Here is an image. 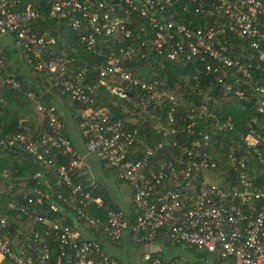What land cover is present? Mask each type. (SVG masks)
<instances>
[{
    "label": "built area",
    "instance_id": "built-area-1",
    "mask_svg": "<svg viewBox=\"0 0 264 264\" xmlns=\"http://www.w3.org/2000/svg\"><path fill=\"white\" fill-rule=\"evenodd\" d=\"M47 1L50 16L66 20L87 51L103 56L102 63L91 65L101 79L116 74L121 81L137 89L138 99L133 103L144 114L149 115V109L167 106L163 114L152 115L158 122H147L163 137L152 142L143 140L137 130L125 128L123 119L113 118L109 107H94L95 85L85 81L86 68L70 76L59 75L68 60L64 53H53L56 37H45L30 29V21L39 16L38 10L26 5L25 10L20 11V0H0V35L14 32L22 43V51L29 54L27 60L32 63V69L47 70L53 81L51 87L80 104L77 118L86 149L105 161L115 177L129 187L131 196L128 210L117 207L107 209L105 218L89 216L85 208L93 205L100 208L104 204L82 182L73 179L85 162L65 135L64 123L56 115L55 107L37 104V110L48 116L49 132L42 133L37 143L24 142L23 135H14L0 139V144L24 143L35 162L49 165L54 161L55 151L72 155L68 167L56 168V195L61 198L67 189L74 199L71 205L74 213L99 229L102 236H92L74 218L73 225L60 226L57 221L35 213L31 207L35 200L40 203L47 192L32 188L39 198L24 194L22 202L8 201L7 209L31 217L36 227L25 228L15 218H12L14 223H10L8 211L0 206V264H123L106 252V242L131 245L135 255L136 250L145 246L135 264H190L182 256L164 259L153 249L156 244L203 249L211 256L213 264H264V179L252 176L253 169L248 165L250 157L240 152V148L230 149L224 171L220 170L223 161L214 159L212 150L223 149V146L216 147L208 130L201 127L211 120V129L214 126L230 129L231 121L221 119L211 104L212 95L205 93L199 104L190 106L184 116L179 115L182 121L179 123L175 118L176 109L188 106L180 100L182 96L174 90H160L157 79H140L128 71L125 61L126 56L134 52L133 45L118 49L110 45L117 34L132 38L128 20L135 11L148 19L152 30L146 34L148 30L140 27L144 33L141 46L168 59L198 57L204 62L205 75L220 86L224 96L234 95L246 102L255 98L256 111L264 117V85L251 77V67L259 69V60L251 54L252 61L243 63L241 58L231 54L233 46H226L225 38L226 33L240 35L258 58L263 59L264 0H218L212 5H196L197 12L225 16L223 24L205 28L191 27L179 20H158L159 12L169 9H166L169 0ZM187 9L184 5L183 10ZM140 38L141 35H137L136 39ZM3 55L0 46V76L16 88L20 85L19 79L12 73L4 75ZM195 71L199 73V68ZM198 78L199 75H195L197 82ZM230 78L234 79L230 81ZM240 79L249 81L251 90L243 89ZM196 86L199 87V82ZM108 89L118 98L126 96L125 89L119 85L108 86ZM26 95L34 96V92L28 89ZM168 99L177 108L168 106ZM263 141L264 138L250 127L243 143L245 150L250 149V155L258 158L264 169V155L259 147ZM207 173L219 176L220 183L207 181ZM43 176L38 169L33 174L34 178ZM89 184L96 185L91 180ZM12 187L11 184L4 190L0 188V195L4 191L11 192ZM49 208L51 211L59 209L54 202Z\"/></svg>",
    "mask_w": 264,
    "mask_h": 264
},
{
    "label": "trees",
    "instance_id": "trees-1",
    "mask_svg": "<svg viewBox=\"0 0 264 264\" xmlns=\"http://www.w3.org/2000/svg\"><path fill=\"white\" fill-rule=\"evenodd\" d=\"M164 2L165 0H161ZM218 0H169V4H166V9L159 12L158 20L164 22L165 20H179L183 24L191 27H208L217 23L223 24L225 22V16L223 14L211 15L195 11V6L199 4L212 5ZM30 5L39 12V16L30 21L29 27L31 30L42 34L45 37L54 36L57 39V45L53 49L54 54L64 53L67 58L65 64V70L59 72V75L70 76L74 71L80 68H86V82L95 85V94L93 106H107L110 108L113 118H121L125 123V128L128 130H137L139 136L143 140L149 142L161 140L162 134L156 133L153 127L147 124L149 116L145 115L137 106H134V100L138 99L139 92L137 89L128 85L126 82L116 75H109L105 79H101L98 76L96 68H91V65L97 66L103 61V56L89 52L85 49L84 45L76 37V33L71 27L67 26L66 20L57 19L49 15L50 4L47 0H20L19 10L24 11L25 6ZM187 5V11L183 10V6ZM173 6V7H172ZM123 14V13H122ZM224 21V22H223ZM129 28L132 30V38H125L121 34H117L112 38L110 44L113 49L118 47L126 48L128 44L134 46L135 50L126 56V67L130 73L137 76L140 79H157L159 83V89L167 92L174 90L177 95L182 96L181 101L188 103L187 107H179L176 109L175 118L178 119L179 115L188 110L190 106L199 104L203 99L205 93L212 95L211 104L217 109L218 115L222 120H230L232 128H218L211 129V120H207L206 124H202L210 133L213 144L217 147L223 146V149L212 150L214 159L222 160L220 170L224 168V161L227 153L230 149L240 148L239 151L250 157L249 166L250 170L253 169L252 176L258 180L264 179V169L261 166V161L251 156V150L244 147V137L248 133L250 127L258 132L264 138V117L256 111L255 98L249 99V102L241 100L237 96L227 95L224 96L219 85H217L210 76L205 75L203 70V63L198 57L192 59L175 58L168 59L164 54H158L157 52L144 48L140 45L141 39L144 37V33L139 29L144 27L146 34L150 33V25L148 19L142 16H138L137 12H131L128 20ZM141 35L140 39H136L137 35ZM226 46L231 48L234 56L241 58L243 63L252 61L250 56L254 54L259 60V69L251 67V77L255 81L264 85V58L259 59L258 54L252 51L247 41L236 33H226ZM8 36L13 37V41L18 45L19 52L28 66L32 68V63L28 62L27 58L29 54L22 51V43L18 41L16 34L11 32ZM14 42V43H15ZM17 47V49H18ZM111 48V49H112ZM110 52V49H107ZM3 55V69L4 75L9 73L19 79L20 85L16 88L6 83L3 77L0 76V139H9L14 135H23L24 142H39V136L42 133L49 132L48 116L46 112H40L37 110L36 105L42 104L44 106H54L55 113L59 119L64 123L61 115V108L64 105L67 109H80V104L68 95L57 92L52 85V79H49V72L45 69L42 71H34L31 79L25 78L12 63L11 60L17 52L15 48H5ZM248 56V57H246ZM46 57H50L46 56ZM199 68V73L195 71ZM195 75H199L198 82L199 87L196 86L197 80L194 79ZM230 78L229 80H233ZM239 84L243 89L251 90L249 81L244 82L243 79L239 80ZM119 85L126 91V96L118 98L115 94H112L108 86ZM34 92V96H27V90ZM178 99V98H177ZM168 106H175V103L169 99L166 101ZM56 105L58 107H56ZM167 106L163 109L154 108L149 109L150 114L154 113L156 116L163 114L162 110H166ZM78 114V113H77ZM62 117V118H61ZM148 118V119H146ZM255 119V121L253 120ZM181 123V119L177 120ZM250 126V127H249ZM64 133L69 136L68 131L64 123ZM260 149H262L264 155V141L260 143ZM238 151V150H236ZM175 152V150H172ZM73 156L68 153L55 151L54 161L52 164H45L35 162L31 155L25 150L24 143L17 145H3L0 144V188L4 190L7 186L13 185L11 192H3L0 195V206L8 211L10 223H14L12 218L19 220L20 224L25 228L29 226L36 227L37 224L32 222V218L24 215L21 212L7 209V202H22L23 195L29 194L36 199L39 196L32 192V188H40L41 192H47V196L41 198V202L38 203L35 200V204L31 209L42 216H47L50 219L57 221L60 226L73 225V218L75 221H79L85 226L86 231L92 236H102L99 229L87 224L81 217L76 215L71 208L74 203V199L70 198V193L67 189H64L62 197L58 198L56 195L57 186L54 185V175L56 168L59 165L68 167L70 165ZM226 167V166H225ZM41 170L43 177L34 178L33 174L35 170ZM111 169V168H110ZM224 171V170H222ZM232 173V172H231ZM232 177V176H231ZM86 175H74V181L82 182L86 188L94 196H99L104 206L97 208L94 205L85 208V212L91 217L105 218L107 209H115L117 206L112 202L109 192L101 185H90L89 180L86 179ZM22 182H25V184ZM32 192V193H31ZM56 203L59 209L51 211L49 208L50 203ZM107 207V208H106ZM76 215V217L73 216ZM14 226V224H12ZM94 231V234H93ZM55 241L54 239H51ZM56 246L59 247V243L56 240ZM192 253L197 255L208 257V253L194 246L187 247ZM190 264H196L192 262Z\"/></svg>",
    "mask_w": 264,
    "mask_h": 264
},
{
    "label": "rangeland",
    "instance_id": "rangeland-1",
    "mask_svg": "<svg viewBox=\"0 0 264 264\" xmlns=\"http://www.w3.org/2000/svg\"><path fill=\"white\" fill-rule=\"evenodd\" d=\"M5 40H12V37L8 36V34H6L5 38L0 39V42L2 45L4 44ZM15 44H16V42H15ZM17 47H18V45H16V48ZM18 52H21L19 50V47H18V51L16 52L17 59L14 58L15 65L19 68V70H22L21 67H23V66L26 67L25 68V70L27 71L26 77L32 76L34 74L32 68L28 66V63L26 62L24 57ZM25 70H23V71L25 72ZM56 107H58V106L56 105ZM60 111H61V115L63 117V118L62 117L61 118L64 120V123H65V119H67V118H70V119L72 118L73 120H77L78 114L74 115V114L68 112V115H67V113L63 112L62 108ZM63 114H66V117ZM145 115H147V114H145ZM152 115L156 116V114L151 113V114L147 115V116H149L150 119H148V118H146V119H148L147 122L154 124L153 122H158L159 120L156 117H152ZM68 132H69V135H71V132L69 130H68ZM90 158H93L97 161V164H98L97 166L99 169H101V166H102L104 173L106 174V178L101 179V180L103 181L105 188L109 192V195H110L112 202L114 201L113 198L116 195V199L121 200L122 208L125 210L129 209L127 207V205L130 203V200H131L129 187L126 184L121 183L120 181L116 182L114 177H113V173H112L113 170L109 169L106 165H104V167H103V165L98 160L99 159L98 156L95 153L91 154ZM206 179L209 182L220 183L219 176H215V175L210 174V173L206 174ZM105 250L107 253L116 256L123 264H135L137 262V257L135 255V253L133 252L134 248L131 245H126V244H119L118 245V244H113L111 242H106L105 243ZM158 251L164 259H169L172 256H182L186 260H188L190 263L195 262L197 264H213L211 262H205V260L207 258H203V256L197 255V253L196 254L192 253L185 246L184 247H172L171 245H163L159 248Z\"/></svg>",
    "mask_w": 264,
    "mask_h": 264
},
{
    "label": "crops",
    "instance_id": "crops-1",
    "mask_svg": "<svg viewBox=\"0 0 264 264\" xmlns=\"http://www.w3.org/2000/svg\"><path fill=\"white\" fill-rule=\"evenodd\" d=\"M5 36L6 35H0V39H3V38H5ZM0 46H1V48L4 50L5 48H9V49H12V48H15L17 51H18V49L16 48V46H15V43H14V41H13V37H12V40H5V42H4V44L2 45L1 44V42H0ZM19 53V52H18ZM14 58H16L17 59V54H16V52H15V54H14V56H13V58H12V60H11V62L13 63L14 62ZM14 65H15V63H14ZM16 66V65H15ZM28 67V66H27ZM17 69H18V67H16ZM22 68V70H19L20 71V73L25 77V78H27L28 80L29 79H31V76H27L26 77V70H25V68L26 67H21ZM23 70H25V72L23 71ZM63 107H62V109H63V112L64 113H67V115H68V112H70V113H72V114H77L78 113V111H76L75 109H67L64 105H62ZM65 117H66V114H63ZM65 119V118H64ZM65 126H66V130L68 131H70L71 132V135H69L70 136V139H71V141H72V143H73V146H74V148H75V150H76V152L78 153V155H80L82 158H83V160H84V162H85V165H84V167L82 168V170H80L79 172H77L78 174H79V176H81V175H86L87 176V178H89V180H91L92 182H95V184H101V185H103L104 187H105V185H104V183H103V181L101 180V179H104V178H106V174L104 173V170H103V168H102V166H101V169H99L98 168V164H97V161L95 160V159H93V158H90V155L91 154H94L95 152H89L87 149H86V147H85V143H84V140L82 139V137H81V135H80V132H79V119L77 118V120H73L72 118L70 119V118H67V119H65ZM68 134H69V132H68ZM97 156H98V160L100 161V163L103 165V167H104V165H106L107 167H108V165L105 163V161L103 160V159H101V157L97 154V153H95ZM87 159V160H86ZM109 168V167H108ZM110 169V168H109ZM113 173V177H114V179H115V181L117 182H119L120 180L119 179H117L116 177H115V174H114V171L112 172ZM86 178V179H87ZM121 182V181H120ZM121 183H123V182H121ZM125 184V183H124ZM114 199V203H115V205L117 206V207H120V208H122V205H121V200L119 199H116V195H115V197L113 198ZM130 202H131V200H130ZM130 206H131V204L129 203L128 205H127V207L130 209ZM128 210V209H127ZM161 247V245H159V244H156L154 247H153V249H156V250H159V248ZM143 249H145V246L144 247H141V248H139L138 250H136V257H138V255H139V253H140V251L141 250H143ZM138 251V252H137ZM203 258H207L206 260H205V262H211L212 263V260H211V258H208V257H203ZM197 264V263H196Z\"/></svg>",
    "mask_w": 264,
    "mask_h": 264
}]
</instances>
